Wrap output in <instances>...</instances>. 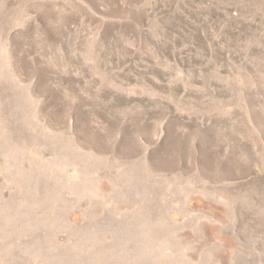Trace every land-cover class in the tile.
<instances>
[{
  "label": "rangeland",
  "instance_id": "obj_1",
  "mask_svg": "<svg viewBox=\"0 0 264 264\" xmlns=\"http://www.w3.org/2000/svg\"><path fill=\"white\" fill-rule=\"evenodd\" d=\"M15 204L0 264H264V0H0Z\"/></svg>",
  "mask_w": 264,
  "mask_h": 264
},
{
  "label": "bare ground",
  "instance_id": "obj_2",
  "mask_svg": "<svg viewBox=\"0 0 264 264\" xmlns=\"http://www.w3.org/2000/svg\"><path fill=\"white\" fill-rule=\"evenodd\" d=\"M2 134L4 135V133H2ZM16 177L17 176L15 175V178ZM15 205H17V206L10 207V209L9 210H6V211H3L2 210V207L0 206V221H2V220L6 221L8 218H10L13 215L15 216L16 213L19 212V210H20V207H18L19 205L18 204H15ZM158 218L159 217H157L156 219H158ZM16 220H13V221L11 220L12 222H14L16 224V229H15V226L12 225L11 232L8 234L9 235L8 241H6V243H8V242L9 243L10 242L13 243L16 246V248L18 249V250H16V248L11 244L10 253H16L17 254V257H18V258L15 257L14 261H12V264H18V263L19 264H39L41 262L44 263V264H52L53 262H51V257H50L49 251H48V253H46L44 251V247L42 245L39 246V250H37L38 253H35L34 252V248L37 247V242H35L31 238L32 235H30V238H29L24 232H22V230H19L20 227L17 225L18 222ZM122 233L123 232L119 231L117 234L118 235H124L125 232L123 234ZM24 238H26L27 240L24 239ZM24 243L25 244H28V245H26V246H28L27 248H24L25 247V244ZM19 245H20V247H19ZM29 253H31V254L34 253V254L28 256ZM139 254H143L139 258L140 264H147L148 263L147 260H148L149 254L151 255L153 253L148 252L147 249H141V250H139ZM154 255H156L158 258H160L159 255H157V254H154ZM135 260H137V259H135ZM152 260H153V258H152ZM155 262L158 264L159 261L155 260ZM127 264H130V263H127Z\"/></svg>",
  "mask_w": 264,
  "mask_h": 264
}]
</instances>
